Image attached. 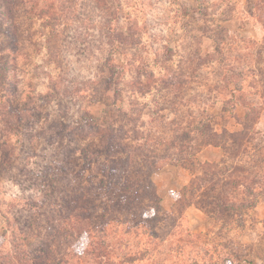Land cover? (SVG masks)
I'll return each instance as SVG.
<instances>
[{
	"label": "rangeland",
	"instance_id": "1",
	"mask_svg": "<svg viewBox=\"0 0 264 264\" xmlns=\"http://www.w3.org/2000/svg\"><path fill=\"white\" fill-rule=\"evenodd\" d=\"M0 4V158L12 147L0 168V256L45 244L76 263L79 237L62 226L74 188L89 192V222L109 229L105 264H264V0ZM198 120L223 145H199ZM106 126L128 144L163 141L151 156L158 168L146 152L134 156L140 189L120 193L101 174L102 156L81 170ZM223 130L237 133L232 144L212 135ZM191 181L215 204L228 193L239 202L241 182L260 191L254 207L191 204L179 219L176 196ZM126 251L137 258L121 259Z\"/></svg>",
	"mask_w": 264,
	"mask_h": 264
},
{
	"label": "trees",
	"instance_id": "2",
	"mask_svg": "<svg viewBox=\"0 0 264 264\" xmlns=\"http://www.w3.org/2000/svg\"><path fill=\"white\" fill-rule=\"evenodd\" d=\"M7 1V0H5ZM18 1H37V0H18ZM46 1V0H45ZM37 6V5H36ZM0 7L3 9V5L0 4ZM9 10L10 7H7ZM42 14V10H41ZM8 28L13 29L14 26L12 24V21L8 20ZM236 90V89H234ZM234 92V91H233ZM26 107V106H25ZM15 114H18L20 117L21 114H27L26 111L23 110H17L14 112ZM199 133V145H206L210 143L214 144H220L223 145L220 141L217 143L213 139L209 138V133H207V130L211 132L212 130H209L210 127L208 124H206L203 120L197 121V126ZM16 132H19L20 129L16 128ZM236 134L237 133H230L227 130H223L221 134L212 133L214 137L222 136L225 139V143L229 141V138L231 140L229 141L230 144H232L233 141L236 140ZM96 136L99 138L98 141V148L95 150L90 149V154H86V152L83 150V154L85 159H87V163H82V171L89 168L90 164L95 162L102 156V166H101V174L104 177H111V180L116 177L117 183L120 184V193L125 192L126 194L133 192L134 190L140 189V185L138 184L139 181L136 182V180H133L131 177V174L129 172V168L133 166V159L135 155H138L139 153L146 152L145 157L149 160L148 166H150L151 171L158 168L160 163L159 161H156V158H152L151 156H156L155 146H159L162 144L163 141L156 140L155 137H151L149 135L137 137V135H133L134 139L136 141H139V138H143L145 141L137 142L136 144H128L126 141L127 136L123 135L121 141L118 136L116 135V130L111 128V126H106L104 128L98 127ZM190 142V141H189ZM224 143V145H225ZM146 144H151L150 149H141ZM190 144V143H188ZM12 149V147H11ZM10 149V150H11ZM149 149V150H148ZM8 148H2L1 147V161H0V168L7 167L9 165V156L12 155V152ZM89 150V149H88ZM121 153L125 157L123 158H114V153ZM157 157V156H156ZM143 162L146 161L144 158H142ZM155 160V161H154ZM127 168V169H126ZM138 168V167H137ZM151 171L147 172L146 177L150 175ZM240 179H242V175L239 176ZM123 178V179H122ZM238 179V181H240ZM123 180V181H122ZM246 182V181H245ZM196 185L195 181H191L190 185H187L184 187V193L181 195L176 196V202L173 206V209L176 211V215L179 216V219L181 215L183 214V209L185 206H189L191 204H196L202 211L209 212V208L214 207L216 205V208H219L222 210V214L225 212H228L229 210H234L238 206L242 210L248 209L251 207H254L257 203V194L260 190L255 189L254 187H250L248 183L241 182L239 183L244 191H247L248 194L244 195V193L240 197V201L238 202L234 195L231 194H222L217 195L215 199H217V203L215 204L212 200L206 199H200L203 197L200 196L201 193L204 192V189H201L200 186H192ZM145 186V185H143ZM236 184H233L232 187L236 188ZM68 197L64 200V208L65 212L62 215L63 218V224L67 230L68 234H70L71 237L73 235L78 236L79 238L76 240V245L80 243V246L78 249V254H76L77 260L74 264H90L91 258L93 261L98 262V264H105L107 261H109V258L111 256L109 245L106 241L108 236V227L105 223H96V221H93L92 223L89 222L87 218L90 217L91 212L89 213V205L91 203V198L89 199L88 193L85 191H79L77 192L74 188H71L70 191H68ZM117 192V191H116ZM119 194V192H117ZM115 193L116 195H118ZM213 195L212 197H214ZM201 200L197 201V200ZM60 204L59 206H61ZM226 210V211H225ZM152 215L151 217L154 218L155 213L159 211V204H155L152 208ZM86 213V214H85ZM145 220H148L145 218ZM93 224L100 225V231L98 233L90 231V226H93ZM66 225V226H65ZM149 228H153L151 224H149ZM152 231V230H151ZM81 237L84 239H87V245H84V243L81 241ZM80 240V241H79ZM23 245V244H22ZM33 249L26 250L23 246H18L13 251L14 254L7 255L5 257L0 256V264H66L68 261L67 259L62 260V258H58L57 255L53 257V255H50L51 252V246L45 245V244H39V245H33ZM84 246V247H83ZM124 248H128V245L125 244ZM137 258V255H134L130 253V251H126L125 255H121V259H126L128 261H133Z\"/></svg>",
	"mask_w": 264,
	"mask_h": 264
}]
</instances>
